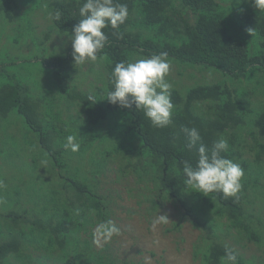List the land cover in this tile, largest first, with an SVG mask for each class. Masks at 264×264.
<instances>
[{
  "label": "trees",
  "instance_id": "1",
  "mask_svg": "<svg viewBox=\"0 0 264 264\" xmlns=\"http://www.w3.org/2000/svg\"><path fill=\"white\" fill-rule=\"evenodd\" d=\"M47 1L51 12L61 13L60 20L51 21L50 31L70 37L73 27L81 19L79 8L85 0ZM221 1L226 3L225 0ZM114 2L126 4L129 15L119 28L112 29L109 26L103 30L108 39L98 53V61L103 70L105 64L106 75L101 82L103 87L97 88V93L92 92L98 101L94 105L87 101L90 93L78 95L92 132L90 127H85V134L81 135H73L70 129L61 132L53 120L44 115L41 99L31 97L26 87L12 83L3 75L0 67V77L5 78L0 85V119L15 113L23 119L26 129L38 136V146L54 171L50 176L51 186L55 185L54 189H47L44 194L48 199L45 201L44 197L42 207L41 202L31 201L28 197L26 201H30L35 208L21 206L20 198L27 196L17 186L12 184L6 187L8 205L0 212V264H12L10 258H21L23 261L24 257L34 258L44 264L29 252L28 247H33L34 243L44 252L45 259L52 258L51 250L56 249L60 252L58 259L63 262L67 260L69 264H117L112 255L106 253L108 247L95 250L91 242L94 239L81 240L80 237L89 231L88 225H97L112 216L113 202L98 192L94 184L96 180L92 177L100 175L104 163L115 153L130 151L138 157L136 164L145 176H149L157 195L161 199L167 197L179 203L186 215L190 216L193 227L217 229L223 218L228 229L257 244L264 241L263 221L248 213L245 207L246 191H258L260 187L257 174L263 167L261 159L264 145L259 141L264 140V106L259 112L247 108L244 104L245 95L241 92L247 85H252L241 82L243 77L264 68V11L252 10L247 6L245 12L229 18L222 9L225 3L221 4L218 0ZM13 6L18 7L17 0H0V14L3 12L5 17L12 19ZM44 39H49L48 34H45ZM161 52H167L177 64L211 68L223 78L216 83L190 87L183 94L172 89V122L162 129L153 127L143 111L136 110L134 105L121 108L106 100V93L112 88V72L116 63L134 62L137 57H149ZM100 59H103L104 64ZM40 61L51 74L52 83L62 94H67L77 66L72 60L71 42L67 55L44 57ZM101 121L107 122H104L103 130ZM192 127L198 129L200 143L209 148L219 137L227 139L229 148L222 155L238 163L244 172L237 197L225 198L220 192L209 193L207 197L200 193H197L199 196H186L183 162L194 166L198 156L196 148H187L188 137L183 129ZM69 135L76 136L79 141L80 148L75 153L64 147ZM246 136L253 138V146L246 144ZM95 137L101 138L103 148L99 151L100 162L93 161V156L88 157L89 178L86 170L80 173V167L72 168L73 161L68 155H83L86 149L93 147ZM131 143H134L133 146H130ZM248 150L253 152L252 162L246 157ZM143 152L146 153L145 157ZM0 155L4 156L1 151ZM77 162L80 164V160ZM9 163L14 166L11 160L7 161V165ZM27 168L28 176L34 179L33 167ZM62 172L74 173L65 177ZM33 183L39 189L49 187L42 178H36L30 185ZM87 189L88 192H85ZM27 190L38 189L29 187ZM155 205L158 203L153 201L152 206ZM209 208L217 218L214 227L209 224L214 221L208 216ZM206 236L211 238L209 233ZM204 247L206 252L202 253L201 264H222L221 257L226 247L237 254L238 264H253L244 261L226 243H204ZM257 262L264 264L262 258Z\"/></svg>",
  "mask_w": 264,
  "mask_h": 264
},
{
  "label": "rangeland",
  "instance_id": "2",
  "mask_svg": "<svg viewBox=\"0 0 264 264\" xmlns=\"http://www.w3.org/2000/svg\"><path fill=\"white\" fill-rule=\"evenodd\" d=\"M218 1L221 4L225 3L221 0ZM225 1L222 9L229 18L236 17L239 12H245L247 6L252 10L259 11L250 0ZM28 2L17 0L18 7L13 6L12 19L5 17L3 12L0 14V67L2 73L12 83L26 87V91L31 97L41 99V109L44 115L53 120L61 132H68L70 129L73 135L85 134L84 128H89L90 124L82 112L78 95L83 92L97 93V88L103 87L101 82L106 75L104 61L100 59L104 64V70L99 61L77 65L70 79L69 92L62 94L52 83L51 74L44 68L40 60L44 57L67 55L71 40L65 35L50 31L52 22L48 19V13L51 11L47 7L49 3L47 0H33L27 4ZM45 34H48L49 39H44ZM137 59L139 58L137 57ZM170 61L172 67L166 79L172 84V89L181 94L190 87L212 84L223 79L219 72L211 68L181 65L172 59ZM236 80L239 81V79ZM4 81L5 78L0 77V85ZM241 82L252 84L251 86L247 85L246 89L240 90L245 95L243 96L244 104L247 108L259 112L264 106V68H259L252 72V75L248 74L243 77ZM254 85L257 86L254 88ZM104 122L106 121L100 122L102 130ZM89 129L92 132V127ZM37 139L38 136L26 129V125L19 115L11 113L6 119H0V151L4 155H0V164L2 165L0 166V183L3 185L0 187V212L8 205L7 188L12 184L27 196V198L19 197L21 206L25 208L34 207L30 201H26L28 197L31 198V201L41 202L42 207L47 189H54L55 185L51 186L50 177L54 171L43 156ZM246 139V144L250 147L253 146V138L246 136ZM92 142L93 147L86 149L83 155L71 156L70 153L68 155L73 161L72 168L80 167V173L86 170L89 178L88 157L93 156V161L100 162L99 151L103 148L101 138L95 137ZM259 143L264 145V140ZM133 144L131 143L130 146ZM145 154V152L142 153L144 157ZM114 155L104 163L100 175L92 177L96 180L95 183L94 181L92 183L96 184L100 194L109 197L113 202L110 218L120 227L121 235L113 237L111 241L102 246H97L91 240L95 250L108 247L106 253L111 254L117 264H201L202 253L206 252L204 243L208 245L218 241L235 249L244 261L259 264L257 261L262 258L264 262V241L257 244L254 240H249L244 235L241 236L228 229L223 218L219 221L220 225L217 229L204 230L201 227L198 228L199 226L193 227L190 216L186 215L185 209L179 203L173 202L171 198L169 200L167 197L161 199L157 195V192L154 191L155 185L136 164L138 157L132 151ZM246 157L249 162H252L253 152L248 150ZM262 157L263 167L257 174L260 187L258 191L255 189L246 191L245 207L248 213L253 214L255 218L258 216L264 223V154ZM9 160L14 166L10 163L7 165ZM77 160H80V164ZM28 166L33 167L31 170L34 172V179L28 176ZM73 173L62 172L65 177ZM36 178H42L49 187L39 189L36 183L30 185ZM29 187L38 190L28 191ZM59 188L57 187V189ZM189 191L186 192V196L190 197L193 194L199 196L193 189ZM85 192H88V189ZM45 198L47 201L48 197ZM153 201H156L158 205L152 206ZM187 204L189 203L187 202ZM14 210H16L15 207ZM207 212L208 216L210 215L214 219L213 222H209L214 227L217 218L210 208L207 209ZM156 214H167L169 223L158 225L152 229L151 222ZM90 215L92 216V213ZM92 217L94 218V216ZM95 226V224L88 225L89 231L82 233L80 239H94ZM206 233H209L211 238L208 239ZM35 244H33L35 249L28 247L32 257L40 258L44 264H69L66 262L67 260L63 262L58 259L60 252L56 249L51 250L52 258L45 259L44 252ZM23 259L21 261V258L16 260L10 258V262L12 264H40L34 258L24 257Z\"/></svg>",
  "mask_w": 264,
  "mask_h": 264
},
{
  "label": "clouds",
  "instance_id": "3",
  "mask_svg": "<svg viewBox=\"0 0 264 264\" xmlns=\"http://www.w3.org/2000/svg\"><path fill=\"white\" fill-rule=\"evenodd\" d=\"M252 2L256 9L264 11V0ZM79 15L81 19L73 27L69 38L73 62L84 65L98 61V53L105 47L108 39L103 30L109 26L117 29L124 24L129 9L126 4L116 3L114 0H85L79 8ZM60 18L59 11L48 13L50 21H58ZM171 67L167 52L141 57L134 62L116 63L112 72V88L107 91L106 100L121 108H131L134 105L136 110L143 111L153 127H168L174 112L171 101L172 84L166 79ZM87 101L94 105L98 100L91 93ZM183 131L188 137L187 148H196L198 156L194 166L187 161L183 162L185 191L196 189V193L206 197L213 192H220L225 198L237 197L244 172L238 163L222 155L229 148L227 139L221 136L209 148L200 143L201 136L197 128H184ZM64 147L73 153L77 152L80 148L77 137L69 135ZM2 186L0 183V187ZM166 223H169L167 214H156L151 228L155 229ZM93 235L94 243L102 246L113 237L121 235V229L112 219H107L97 223ZM221 261L222 264H238V256L226 247Z\"/></svg>",
  "mask_w": 264,
  "mask_h": 264
}]
</instances>
